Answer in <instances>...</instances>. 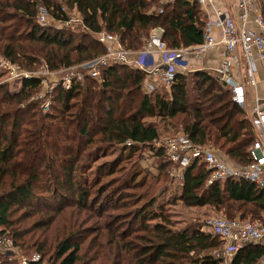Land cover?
<instances>
[{"label":"trees","instance_id":"trees-1","mask_svg":"<svg viewBox=\"0 0 264 264\" xmlns=\"http://www.w3.org/2000/svg\"><path fill=\"white\" fill-rule=\"evenodd\" d=\"M40 7L58 21L72 12L80 19L42 26ZM260 7L264 16V0ZM205 25L198 0H0V56L24 70L46 63L59 71L106 53L102 31L137 51L161 28L167 47L176 49L202 43ZM145 84L140 69L113 64L69 89L55 87L48 112L36 98L40 79L25 80L19 91L0 84V235L50 264H224L218 236L201 224L175 227L169 203L160 204L164 188H156L162 174L122 161L159 140L158 127L146 121L156 117L174 135L246 166L255 140L250 115L206 69L178 73L170 92L159 86L147 92ZM112 151L119 153L108 159ZM154 155L165 175L176 167L163 149ZM208 177L205 163L192 160L178 199L264 223V189L245 180L207 185ZM111 205L124 208L114 221ZM10 258L0 253V264H13ZM263 260L258 241L244 243L230 263Z\"/></svg>","mask_w":264,"mask_h":264},{"label":"built area","instance_id":"built-area-1","mask_svg":"<svg viewBox=\"0 0 264 264\" xmlns=\"http://www.w3.org/2000/svg\"><path fill=\"white\" fill-rule=\"evenodd\" d=\"M170 1V0H166ZM237 9V17L226 8H214L213 0H198L203 14L209 15L213 6L214 18L206 19L205 32L202 43L189 48L169 49L163 41V30H152L143 47L137 51L129 50L120 39L111 33L102 31L99 40L105 45L106 53L81 65L71 66L59 78H50L54 72L46 63L37 70H24L18 64L0 56V67L7 70L10 80L24 83L33 78L40 79L42 91L37 95L42 103L44 112L49 111L51 94L55 87L69 89L77 83H83L87 76L99 77L101 68L113 64L131 65L145 73V91L152 92L158 86H164L169 92L175 83L178 73H189L188 53L204 57L219 47L221 50V66L217 70L218 77L230 90L232 99L242 108L247 103V85L255 86V59L264 60V16L261 11L263 0H233ZM79 16H71L68 21L56 20L46 7H40L38 21L42 26H67L79 21ZM253 25V27H250ZM241 50L247 61V81L238 82L232 76V68L240 64V57L236 54ZM191 51V52H190ZM160 55L158 60L156 55ZM87 72H80L81 68ZM78 71V72H76ZM20 88V87H19ZM257 101V100H256ZM251 121L254 128L255 140L250 150L252 160L246 166L231 164L229 156H221L215 147L198 145L183 135L167 137L157 143L169 159L176 164L171 175L182 185L184 171L194 159L205 163L209 171L207 185L217 181L245 180L264 189V104L256 102L252 107ZM205 227V228H204ZM202 228L204 232H211L223 242V252L230 256L224 264H231V258L239 248L247 242L264 241V223L249 219L229 218L226 215L210 218ZM8 235H0V253L12 256L20 249ZM43 264L41 255L23 257L19 264ZM264 264V262H263Z\"/></svg>","mask_w":264,"mask_h":264},{"label":"rangeland","instance_id":"rangeland-1","mask_svg":"<svg viewBox=\"0 0 264 264\" xmlns=\"http://www.w3.org/2000/svg\"><path fill=\"white\" fill-rule=\"evenodd\" d=\"M75 15H76V13H74V12L71 13V16H75ZM38 69H40V67ZM67 69L63 68V69L59 70V72H54V74L50 78H59V76L64 75V73ZM79 71L86 73L87 68L83 67V69H81ZM76 72H78V71H76ZM1 83H10L9 86L11 87V89L13 91H19V89L23 86L22 82H16L14 80H10L9 75L7 73V70L0 67V84ZM162 87H164V86H159V89L163 90ZM164 89L166 90L165 87H164ZM146 121L153 123L158 127V129L160 131L159 140L156 141L155 143H153L150 148L144 147V146L141 147L140 150L137 152V154L134 156V158H131V162H128V161H130V159H125L124 161H122V163L124 165H128V168H129V167H131L132 163H134L135 161H138L141 163V165L145 168L146 171L148 169H152L154 171V173L162 174V179L159 183L156 184V188L158 190L162 188V191L164 188V191L160 194V204L169 203L166 206V209L171 214L175 227L180 228V227H184L187 224L192 223V224H201L202 228H203L207 224V222L209 221L210 218L225 215L222 212L218 213L214 208H212L209 205H206V206H186L185 204H183L182 201H180L178 199V197L181 193L182 185L179 181H176V179H174L173 176L171 175V171H173L175 167L172 166V168H171L172 170L170 169V171L167 173V175H165V173L163 171H161L160 169L157 168V166L161 162V159H159L156 155H154L156 153V150L159 149L157 147V143L161 142L163 139H165L167 137L174 136L176 129L174 127H172L171 124H169V122H164V121H162L156 117H147ZM216 150L219 152V154L221 156L225 155L224 152L219 150L218 148H216ZM117 153H119V152H116V151L110 152V154L107 156L108 159L113 158L114 156L117 155ZM103 159L104 158H102L101 160H103ZM228 160H230V162H232L231 164H235L230 158ZM123 209L124 208H122V207L115 208L114 205H111L109 210H108L109 213H111L113 215V217L111 218V221L118 219V217H119L118 214L123 212ZM122 217H124V216H122ZM90 223H92V222H90ZM88 225L91 226L92 224H88ZM9 238H11V237L9 236ZM108 247L109 246H108L107 242L105 243V240H104V253H106ZM17 249H20V248H17ZM89 249L90 248L85 249V250H89ZM221 253L223 256L230 259L229 255H227V254L225 255L223 251ZM34 254L27 255L21 249L20 251H18L17 254L10 256L11 257L10 259H12L11 262L13 264H19V262L21 261V259H23V257L30 258ZM263 262H264V260L262 261L261 264H263ZM43 264H50V262L45 260V261H43Z\"/></svg>","mask_w":264,"mask_h":264},{"label":"crops","instance_id":"crops-1","mask_svg":"<svg viewBox=\"0 0 264 264\" xmlns=\"http://www.w3.org/2000/svg\"><path fill=\"white\" fill-rule=\"evenodd\" d=\"M213 1H214V8H219V9L226 8L234 15V17H237V9L233 4L234 3L233 0H213ZM213 11H214L213 6H210L209 15L204 14L206 19L214 18ZM250 27H253V25H250ZM193 47L195 46L188 48L193 49ZM222 48L223 47H219L204 57L196 56L194 55V53H188L189 70L196 71V70L206 69L212 73H215L217 78L219 79L217 70L221 66ZM236 54L240 57V64L239 66L232 68V76L236 81L241 83H246L247 67H248L247 61L244 58L243 54L241 53V50L238 49ZM156 57L158 60L161 58L159 54H157ZM254 65L256 67L257 84L255 86L247 85L246 87L247 103L246 106L244 107V109H246L247 113L250 115V118H251L252 107L256 104V102L259 101V103L264 104V60L255 59Z\"/></svg>","mask_w":264,"mask_h":264}]
</instances>
